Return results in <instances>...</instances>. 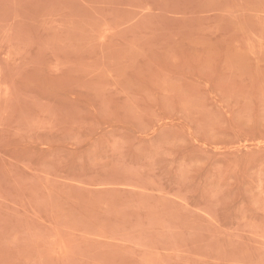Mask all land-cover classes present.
Segmentation results:
<instances>
[{
	"label": "rangeland",
	"instance_id": "obj_1",
	"mask_svg": "<svg viewBox=\"0 0 264 264\" xmlns=\"http://www.w3.org/2000/svg\"><path fill=\"white\" fill-rule=\"evenodd\" d=\"M0 264H264V0H0Z\"/></svg>",
	"mask_w": 264,
	"mask_h": 264
}]
</instances>
